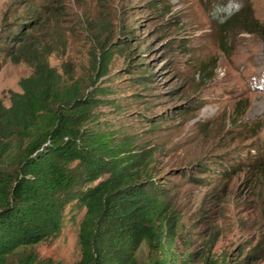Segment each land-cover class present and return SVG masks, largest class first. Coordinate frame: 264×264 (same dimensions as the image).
<instances>
[{"label":"rangeland","instance_id":"1","mask_svg":"<svg viewBox=\"0 0 264 264\" xmlns=\"http://www.w3.org/2000/svg\"><path fill=\"white\" fill-rule=\"evenodd\" d=\"M43 1L0 0V26L3 17L28 16ZM214 1L248 6L262 28L249 31L241 23L224 31L212 14ZM48 5L49 27L56 26L65 40L48 60L64 75H94V18L113 29L108 71L94 82L108 91L96 95L101 102L95 112L118 136L131 135L155 151L152 172L172 189L179 221L172 252L184 264H264V0ZM30 70L25 62L4 59L5 104ZM83 214L67 206L60 234L32 247L38 258L75 264ZM137 254L145 262L158 257L145 244Z\"/></svg>","mask_w":264,"mask_h":264},{"label":"trees","instance_id":"2","mask_svg":"<svg viewBox=\"0 0 264 264\" xmlns=\"http://www.w3.org/2000/svg\"><path fill=\"white\" fill-rule=\"evenodd\" d=\"M211 5L224 31L241 23L262 28L248 6ZM38 6L28 16L3 17L0 26V67L8 58L31 68L8 105L0 96V264H57L39 259L32 247L60 234L67 206L84 210L75 264H184L171 250L179 221L172 189L152 172L155 151L118 136L95 112L96 95L108 91L94 82L108 71L113 29L94 18V75H64L48 60L64 36L49 27L48 0ZM143 244L158 253L153 262L139 258Z\"/></svg>","mask_w":264,"mask_h":264}]
</instances>
